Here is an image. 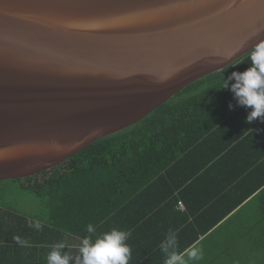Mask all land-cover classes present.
Masks as SVG:
<instances>
[{
    "label": "water",
    "instance_id": "95a60500",
    "mask_svg": "<svg viewBox=\"0 0 264 264\" xmlns=\"http://www.w3.org/2000/svg\"><path fill=\"white\" fill-rule=\"evenodd\" d=\"M264 41V0H0V182L139 123Z\"/></svg>",
    "mask_w": 264,
    "mask_h": 264
},
{
    "label": "trees",
    "instance_id": "16d2710c",
    "mask_svg": "<svg viewBox=\"0 0 264 264\" xmlns=\"http://www.w3.org/2000/svg\"><path fill=\"white\" fill-rule=\"evenodd\" d=\"M250 55L251 53L239 59L226 71L212 74L195 82L139 123L95 141L49 171L25 179L1 181L0 246L11 244L19 253L18 255H22L20 253L23 251L21 246L24 243H38L43 229L49 231L51 236L54 233L52 228H59L61 224H68L72 217L71 214L79 212V209L84 212V208L89 210L88 207L90 206V209L93 210L96 202L97 207L101 208L100 201H105L108 204L110 201L113 202L112 197L115 193H120V204L130 202V206L126 205L120 208L114 205L103 208L104 220L113 218L114 220L110 219L109 224L117 226L114 223L116 219L124 220L128 211L135 210L133 207L135 192L136 195L141 192L145 194L151 188L154 189V186L158 190L160 185L164 186L165 181H167L165 176L170 169H174L171 167L174 163H176L175 165L177 163L181 165L189 163V157L191 158L198 152L203 156L209 155L206 157L205 163L200 166L203 168L201 170L205 171L210 168V172H212L213 169H219L225 164L226 174H234L231 178L233 181L231 185L223 186L219 190V194L228 195L234 188L249 182L243 186L246 189L245 194L222 214L216 216V219L209 226L217 223L219 220L217 218L222 219L227 212H232L235 206L241 205L247 198L264 187V163H261L260 155L255 156V159L251 160L246 167L242 166L238 170L232 168L231 158L241 140L244 143L252 140V145L261 147L264 144V125H262L263 134L261 135H258L254 128L248 138L244 134L242 135V132H240L242 136L239 137L237 133L232 137L227 130L231 128L236 115L245 117L246 126L243 127L252 128V123H246V118L251 109L238 105L230 90L231 85L235 83L234 80H229L228 88L220 90L222 80H228L232 73H241L250 67ZM183 92H187V97L184 95V98L181 97ZM229 104L232 105L231 110ZM262 123L259 121V124ZM216 138L222 139L217 142ZM216 146L220 148L217 149ZM169 167L171 168L169 169ZM188 176L180 183V187H182L180 195H187L184 192L188 190V187L191 188V184L185 185L184 183L189 179ZM250 181L251 183L259 182L251 187ZM236 183L238 186L234 185ZM14 186L16 187L15 191L27 192L39 199L41 212L29 216L8 208L9 203L5 200L6 195L7 200L9 199L8 196L11 192L6 194L4 192L12 190ZM263 191L264 189L258 194ZM156 205L158 207H155ZM156 205L151 212L149 211L151 209H148L146 214L139 216L136 221H131L129 225L124 227L134 229L150 217L142 225V228L149 225V221L152 220L155 223L164 221L166 219L163 217L164 208L161 207L163 209L160 208L155 213L154 210L159 208L160 202ZM99 213L101 215L102 212ZM37 220L42 225L39 231L35 227H29L30 221ZM9 223L13 225V229ZM96 223L100 224V221ZM184 223L182 221L180 226ZM200 234L205 233L203 231ZM236 234L239 236L237 240L244 239L241 244L245 243L248 246L214 248L210 254L203 253L201 247L211 243L212 235L205 244L201 243L194 246L202 251L203 258L199 261L190 262V264H255L258 258L257 254L264 253V231L252 243L251 240L257 234L250 237L248 236L251 233L240 232ZM175 235L178 241L176 251L183 253L186 249L192 248L199 234H195L193 238H186V240H182L184 231H176ZM166 236H158L159 245L166 239ZM17 238L22 243H17ZM228 239L230 238L222 233V245L227 246ZM5 250V247H1L0 255L2 257L6 253ZM156 258H158V263L154 264H164L165 254L161 247L151 256L152 261H155ZM14 260L16 262L18 256L15 255Z\"/></svg>",
    "mask_w": 264,
    "mask_h": 264
},
{
    "label": "crops",
    "instance_id": "0c3cea01",
    "mask_svg": "<svg viewBox=\"0 0 264 264\" xmlns=\"http://www.w3.org/2000/svg\"><path fill=\"white\" fill-rule=\"evenodd\" d=\"M244 120L245 117L236 115L231 128L229 130L226 129L227 132L232 135V137L238 133L239 137L244 134L245 137L248 138L255 128L258 135L263 134L262 125H264V121L259 118L254 120L252 122L253 126L250 129L248 127H243L246 126ZM259 121L263 123L259 124ZM240 132H242V135ZM221 139L216 138V141L218 142L219 140L220 142ZM251 141L244 143L241 140V142L237 144L238 147L231 157L233 169L238 170L242 166L246 167V165L258 155L262 158L261 163H264V144L261 147H257L252 145ZM216 148L219 149L220 147L216 146ZM197 151L199 150L197 149ZM207 156H203L198 152L191 158L189 157V163L187 162L188 165L187 163L184 165L178 163L175 165L176 163H174L171 166L174 167V169L171 170V167H169L170 171L165 176L167 181H165L164 186L160 185L161 187H159L158 190L155 189L154 186V189L151 188L148 190L149 192L145 194L141 192L136 195L135 192L133 199V207L135 210L128 211L124 220L116 219L114 223H116L117 226L109 224L110 219L113 218H106V220H104L105 212L103 208L114 205L120 208L126 205L130 206V202H123L120 204V193L114 194L112 197L113 202L110 201V203L107 204L105 201H100L101 208L97 207L98 204L96 202L93 210L90 209V206L88 207L89 210L84 208V212L79 209V212L71 214L72 217L68 221V224H61L59 228H52L54 233L51 236L50 233H48L49 231L47 232L43 229L39 236L38 243H24L21 246L23 251L20 253H22V255H18L19 253L11 244L0 246V249L1 247L6 248L4 257L0 255V264H47V255L53 250L54 245L57 243H63L65 245L63 249H60V252L61 255L67 254L71 257L69 264H76V258L80 256L79 247L84 237H89L94 241L97 236L104 232L111 231L113 228L131 233L130 238L127 240V244L131 248V259L129 260V264L158 263V258H156L155 261L151 260V256L160 248L158 236L161 235L164 237L170 230L173 232L184 231L182 240L193 238L195 234H199L192 247L201 243L205 244L206 240L213 235L211 243H208V249L203 250V253L205 252L207 254H210L211 250L214 248L221 249L222 247L238 248L241 247V245L248 246L245 243L241 244L244 239L237 240L239 236L236 233H251L248 237L257 234L251 240L252 243L255 239L259 238L258 235L264 231V191L258 194L264 187L247 198L241 205L235 206L232 212H227L224 218H217L219 219L217 223L209 226V224L216 219V216L218 217L222 214L231 204H234L245 194L246 189L243 186H246L249 182L243 183L236 189L234 188L228 195L219 194V190H221L223 186L226 187L229 184L231 185L233 182L231 178L234 174L227 175L225 172L226 165L224 164L222 167H219V169H213L212 172H210V168L206 169L208 170L207 172L210 173L209 177V173H207L206 170H201L203 168L200 167L205 163ZM187 175H189V179L184 183L185 185L191 184V188L188 187V190L184 192L187 195L183 196L182 194L180 195L182 192L180 183L183 182ZM257 182L259 181L251 183V187ZM152 184L154 185V183ZM234 185L238 186V183ZM159 202V208L154 210V212H158L160 208L163 207L164 209L161 208L164 212L163 217H166L164 221L155 223L154 220H152L149 221V225L142 228V225L148 221L150 217L146 218L145 222L134 229L124 227L129 225L131 221H136L139 216L146 214L148 209H151L149 210L151 212L154 209V205ZM179 203H181V206ZM155 207H158V205ZM100 211L102 212L101 215H99ZM97 221H100V224L96 223ZM182 221L185 223L180 226ZM90 224L94 226L93 233L87 232V227ZM11 228L13 229V225H11ZM203 231L205 234H200ZM222 233H225L230 238L228 239L229 243L227 246L221 243ZM245 238L247 239V236ZM15 255L18 256L16 262L14 260Z\"/></svg>",
    "mask_w": 264,
    "mask_h": 264
},
{
    "label": "clouds",
    "instance_id": "9594fccd",
    "mask_svg": "<svg viewBox=\"0 0 264 264\" xmlns=\"http://www.w3.org/2000/svg\"><path fill=\"white\" fill-rule=\"evenodd\" d=\"M249 60L250 67L244 72L232 73L228 80H222L220 90L229 87V80L235 81L230 90L239 106L251 109L246 118V123L250 124L258 118L264 121V41L253 49ZM229 109H232L231 104ZM29 227H35L39 231L42 225L39 220L30 221ZM87 232L93 233L94 226L88 225ZM130 236V232L113 228L97 236L94 241L84 237L76 264H129L131 248L127 240ZM17 243H22L19 238ZM177 246L175 232L170 230L160 245L165 254L164 264H190L203 258L199 248L192 247L181 253L176 251ZM64 247L63 243L54 245L53 250L47 255V264H69L71 257L67 254L61 255L60 252Z\"/></svg>",
    "mask_w": 264,
    "mask_h": 264
},
{
    "label": "rangeland",
    "instance_id": "374dc122",
    "mask_svg": "<svg viewBox=\"0 0 264 264\" xmlns=\"http://www.w3.org/2000/svg\"><path fill=\"white\" fill-rule=\"evenodd\" d=\"M187 97V92H183L182 98L184 96ZM16 187H12V190H6L4 194L7 192H11L8 196L7 200V195H6V202L9 204L7 205L8 208L14 209V211H18L20 213H23L25 215L33 216L35 213L41 212L39 210V207L41 206L40 200L37 199L36 197H33V195L27 193V192H21L20 191H15ZM18 193V194H17ZM209 247V244L206 245L205 247H201V250H207ZM258 258L255 264H264V253L257 254Z\"/></svg>",
    "mask_w": 264,
    "mask_h": 264
},
{
    "label": "built area",
    "instance_id": "2783aa9c",
    "mask_svg": "<svg viewBox=\"0 0 264 264\" xmlns=\"http://www.w3.org/2000/svg\"><path fill=\"white\" fill-rule=\"evenodd\" d=\"M179 205L181 206V203H179Z\"/></svg>",
    "mask_w": 264,
    "mask_h": 264
}]
</instances>
